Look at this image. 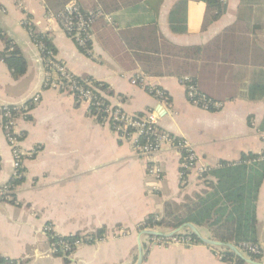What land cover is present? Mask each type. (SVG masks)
Instances as JSON below:
<instances>
[{
  "label": "crops",
  "instance_id": "1",
  "mask_svg": "<svg viewBox=\"0 0 264 264\" xmlns=\"http://www.w3.org/2000/svg\"><path fill=\"white\" fill-rule=\"evenodd\" d=\"M77 1L84 10L103 13L92 24L88 54L64 33L43 0H0V52L5 37L26 61L25 73L14 78L0 60V105H28V118H19L16 126L18 147L28 153L23 180L13 189V202H0V255L23 264H135L138 226L147 216L160 218L165 203L183 209L207 189V180H214L211 170L221 162L264 151V0H226L223 13L205 27L211 16L204 0ZM28 24L48 35L55 59L70 73L103 83L106 90H94L111 106L131 115L156 111L162 130L190 143L196 167L181 175L180 154L168 145L148 158L139 155L132 142L94 118L86 102L44 87L43 56ZM195 46L204 48L199 59L178 52ZM152 47L162 52L148 62ZM184 62L189 71L179 77ZM188 77L218 105L192 103L184 84ZM252 85L261 87L253 96ZM149 88L161 89L168 104ZM150 161L159 166V178L148 172ZM14 172L0 121V186ZM255 215L261 252L253 260L264 264V177ZM45 226L60 236L103 228L104 238L81 244L64 263L51 251ZM197 229L216 240L207 227ZM141 241V264H235L220 257L226 248L201 241L157 244L150 236Z\"/></svg>",
  "mask_w": 264,
  "mask_h": 264
},
{
  "label": "trees",
  "instance_id": "2",
  "mask_svg": "<svg viewBox=\"0 0 264 264\" xmlns=\"http://www.w3.org/2000/svg\"><path fill=\"white\" fill-rule=\"evenodd\" d=\"M47 9L53 14L60 11L64 5L70 0H43ZM207 7V12H210L211 17H206L203 21V27L209 20L217 19L224 11L225 5L219 0H204ZM31 39L40 47L43 58L49 53L55 55V49L47 34H41L34 30L31 24L27 25ZM5 41V48L0 52V60H2L11 75L18 78L26 70V61L22 53L11 45L9 39L3 37ZM166 46V45H165ZM81 51L88 54L91 50V41L84 45L78 46ZM164 49V47H163ZM203 47H192L187 50L180 49L178 52L181 57H191L199 59L203 56ZM166 51V50H164ZM162 51L158 48L152 47L148 50V56L143 58L149 62L154 59L156 53ZM145 62V61H144ZM179 74H185L189 71L185 62L179 64ZM189 78V77H188ZM76 81L83 83L84 80L90 81L93 87H98L106 90V86L100 82H94L92 79L85 77H75ZM139 83V78L136 79ZM185 85H195L194 79L189 78L184 81ZM260 86L252 85L249 87V94L253 96L256 89ZM264 89V86L262 87ZM152 93V92H151ZM94 99L103 103L106 100L100 96V93L94 91ZM210 108V107H209ZM142 115V114H139ZM28 118V115H26ZM263 153H242L238 160L233 162H221L216 168L211 170L214 180H207V189L203 190L201 194H197L194 200L190 203L182 205L183 209H175L170 203H165L164 214L157 220L155 216H147L143 222L138 226V230L151 228H167L172 230L186 222H190L197 227L205 226L209 229L210 234L216 240L221 242H231L239 247L240 243L251 242L256 243V215L255 207L259 192V187L264 177V159L257 160ZM23 169L21 168V171ZM23 177H12L8 182V187L13 189L19 185ZM10 199H3L8 202H13L14 194L11 193ZM189 231V230H188ZM190 232V231H189ZM104 229H98L94 233L81 236L80 234H73L59 238L50 237V242H57L59 239L71 243L75 239L83 238V243L91 244L102 240ZM191 241L200 242V240L191 232L189 233ZM73 249L72 251H74ZM72 251L64 253L59 250L54 252L55 256H61L64 263L69 262V255ZM252 259H258L259 255L245 254ZM220 257L224 261L234 262L235 264H244V261L236 257L233 252L225 249L220 253ZM0 264H23V261L9 259L0 255Z\"/></svg>",
  "mask_w": 264,
  "mask_h": 264
},
{
  "label": "built area",
  "instance_id": "3",
  "mask_svg": "<svg viewBox=\"0 0 264 264\" xmlns=\"http://www.w3.org/2000/svg\"><path fill=\"white\" fill-rule=\"evenodd\" d=\"M225 3L226 0H219ZM103 13L100 9L84 10L77 0L68 1L64 7L53 14L52 17L57 21L64 33L71 38L77 46H82L91 40V29L95 19L102 17ZM40 48V47H39ZM45 65L43 86L58 91L71 94L77 102H86L88 111L91 115L103 123L111 125L113 131L123 139L133 143V147L139 155L150 157L158 152L163 146L168 145L177 150L181 157V175L193 170L196 167L197 157L190 143L186 139L177 138L168 132L162 130L158 125V114L156 111H147L142 115H131L125 113L119 107L111 106L109 103H103L94 99V87L90 81L84 80L83 83L76 81V75L70 73L65 65L55 59L52 53L43 58ZM188 98L197 106L207 108L209 106H217L218 103L211 101L205 95L201 94L195 85L188 84L186 86ZM151 94L160 102L168 104L167 95L158 88H149ZM39 96L35 95L32 99L38 101ZM28 115V105L8 106L0 105V121L2 123L5 137L11 148L14 160L15 172L13 177H21L22 161L28 155L18 147L20 135L16 131L17 120L25 118ZM30 155V154H29ZM264 159V151L257 160ZM147 167L148 172L160 177L161 170L158 165L153 164ZM201 171L204 169L199 168ZM12 189L7 183L0 186V202L3 199H10ZM159 219L155 217V220ZM154 229V228H152ZM43 231L50 237H63L55 234L50 226H45ZM188 230H182L171 238L164 239L161 237H152L157 244L163 242L190 244L191 237ZM82 236V235H81ZM86 236V235H83ZM83 244V238H78L71 243L59 239L57 242H50V249L54 253L61 250L64 253L76 249ZM244 254L260 255V247L256 243L243 242L238 247Z\"/></svg>",
  "mask_w": 264,
  "mask_h": 264
},
{
  "label": "water",
  "instance_id": "4",
  "mask_svg": "<svg viewBox=\"0 0 264 264\" xmlns=\"http://www.w3.org/2000/svg\"><path fill=\"white\" fill-rule=\"evenodd\" d=\"M189 230L192 234H194L201 242L210 244V245H216L219 247H224L231 252L234 253L236 257H239L243 261L249 264H262L261 262H258L256 260H253L252 258L246 256L237 246H235L233 243L230 242H221L213 239H209L204 237L200 231L197 229V227L190 223L186 222L168 232H162L160 230L156 229H142L141 231L138 232L137 234V258L135 264H141L144 258V252H143V246H142V241L141 238L142 236H150V237H161L164 239H168L173 237L174 235L178 234L182 230Z\"/></svg>",
  "mask_w": 264,
  "mask_h": 264
},
{
  "label": "rangeland",
  "instance_id": "5",
  "mask_svg": "<svg viewBox=\"0 0 264 264\" xmlns=\"http://www.w3.org/2000/svg\"><path fill=\"white\" fill-rule=\"evenodd\" d=\"M7 199H8V198H7ZM168 231H170V230L168 229V230L165 231V232H168ZM74 251H75V250H74ZM74 251H72V253H73ZM72 253H71V254H72ZM53 254H54V253H53ZM71 254H70V255H71ZM70 255H69V257H70ZM59 257H61V256H59ZM61 258H62V257H61Z\"/></svg>",
  "mask_w": 264,
  "mask_h": 264
}]
</instances>
